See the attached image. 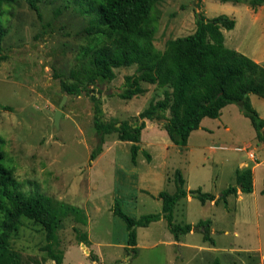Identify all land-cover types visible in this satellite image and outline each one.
<instances>
[{
  "label": "rangeland",
  "instance_id": "rangeland-1",
  "mask_svg": "<svg viewBox=\"0 0 264 264\" xmlns=\"http://www.w3.org/2000/svg\"><path fill=\"white\" fill-rule=\"evenodd\" d=\"M248 1L159 0L154 44L163 50L168 39L192 33L199 12L206 18L225 14L235 20L233 29L223 30L225 45L249 56L264 35V0L255 9ZM36 3L38 10L24 0L3 7L8 32L3 40L6 59L0 61V103L11 110L0 108V147L12 158L20 190L41 192L82 209L64 217L57 231L54 248L63 252L61 264H264V148L239 106L231 103L219 117L203 118L182 147L172 143L164 129L166 111L163 118L144 119L135 164L131 142L117 139L116 131L104 135L102 152L90 160L98 141L91 94L99 99L100 120L120 127L123 121L139 122V112L161 99L164 88L140 81L143 93L120 98L125 76L136 70L132 65L114 68L115 77L89 85L92 91L68 94L61 82H76L88 62L84 51L93 38L87 32L90 17L72 0ZM249 98L264 117V97L250 93ZM254 156L263 163L255 168L252 192H241L238 184L240 198L229 194L216 203H202L192 194L200 189L220 198L224 189L236 185L238 169L252 172ZM177 169L187 196L176 202L171 223L194 226L210 219L214 243L204 241L198 229L175 240L161 218L136 228L133 252L126 247L125 221L112 213L115 201L134 218L159 212L162 201L157 195L175 190ZM75 228L86 232L90 244L78 242ZM44 244L42 228L25 218L11 239L20 264H55Z\"/></svg>",
  "mask_w": 264,
  "mask_h": 264
},
{
  "label": "trees",
  "instance_id": "trees-1",
  "mask_svg": "<svg viewBox=\"0 0 264 264\" xmlns=\"http://www.w3.org/2000/svg\"><path fill=\"white\" fill-rule=\"evenodd\" d=\"M14 0H0V61L6 59L3 53V40L8 32L1 15L5 5ZM29 6L38 10L37 0H24ZM80 9L89 15V34H93L92 42L85 48L89 53L82 77L72 84L61 82L68 94H80L83 90L92 91L89 85L111 81L115 77L114 68L136 65L131 75L125 76L126 87L119 92V97L131 99L144 92L140 81L163 87V97L150 101L138 116L139 122L129 124L123 121L120 127L115 123H103L100 120L101 107L99 99L91 94L94 106V129L97 144L90 152V160H94L102 152L104 135L117 132V139L130 141L131 161L136 163L140 131L144 128V119H165L164 129L177 146H185L190 133L199 128L205 117L217 118L221 110L228 104L235 103L248 117L263 137L261 129L264 119L251 105L249 94L264 97V66L235 48L224 43L223 30H231L235 20L228 15L219 14L206 18L203 13L196 14V28L192 33L170 38L163 50L154 44L158 15L155 12L159 0H72ZM263 0H249L255 9ZM0 108L11 110L10 106L0 103ZM150 159L148 153L145 154ZM15 167L12 158L0 147V264H20V254L11 248V239L17 234L22 219L39 225L44 234L45 244L42 249L55 264H61L63 252L55 250L58 243L57 231L62 220L68 214H81L82 209L56 200L41 192H24L19 189L14 176ZM175 190H162L158 197L162 201L161 210L156 213L142 214L134 218L125 213L116 200L112 213L121 217L127 227V244L135 251L136 228L148 226L149 223L164 218L167 227L175 240L191 230H200L203 240L211 244V220H200L196 225H173V209L176 202L186 195L184 179L177 169L174 174ZM241 192L253 190L252 172L250 168L238 169L236 185L222 191L220 198L212 193L194 190L202 203L207 200L218 202L229 194L237 193V185ZM261 193L264 194V183ZM78 242L89 244L86 232L76 229ZM94 261L95 256L89 254ZM258 261V259H257ZM255 261V262H257Z\"/></svg>",
  "mask_w": 264,
  "mask_h": 264
},
{
  "label": "crops",
  "instance_id": "crops-1",
  "mask_svg": "<svg viewBox=\"0 0 264 264\" xmlns=\"http://www.w3.org/2000/svg\"><path fill=\"white\" fill-rule=\"evenodd\" d=\"M259 41H261V42H259ZM236 50L238 49V51L239 52H241L240 51V48L239 47H236L235 48ZM242 53V52H241ZM244 54V53H243ZM248 56V55H247ZM249 56H251V58L254 60V61H256V62H258V63H260V64H262V65H264V35H260V37H258V45L256 46V48L255 49H253L252 51H251V55H249ZM224 108V107H223ZM222 108V109H223ZM258 112V111H257ZM261 112V111H260ZM260 112H258V114H259V116L262 118L263 116L260 114ZM221 113H222V110H221ZM221 115V114H220ZM219 115V116H220ZM263 119H264V117H263ZM202 121V120H201ZM201 123V122H200ZM200 126V125H199ZM226 129H229L228 127H226ZM261 132H262V129H261ZM260 140H261V145H260V148H264V135H263V137L262 138H260ZM241 148V147H240ZM240 148H238V149H240ZM254 160H256L255 161V163H254V166L252 167V183H253V179H254V171H255V168L257 167V166H260L262 163H263V160L261 161V160H259V157H255L254 156V159H253V161ZM253 187H254V185H253ZM186 190V189H185ZM253 190H254V188H253ZM252 190V191H253ZM187 191V190H186ZM240 194H241V192L240 191H237V193H236V195L240 198ZM185 196H187V193H186V195ZM184 196V197H185ZM211 203H213L214 201H210ZM167 222V221H166ZM128 235V234H127ZM182 237V236H181ZM181 237H179V239H178V241L180 240V238ZM127 238H128V236H127ZM87 239H88V237H87ZM175 239V238H174ZM89 241V240H88ZM90 242V241H89ZM137 243H138V241H137V235H136V245H135V247H137ZM90 244V243H89ZM83 245H84V243H83ZM126 247H130L128 244H126Z\"/></svg>",
  "mask_w": 264,
  "mask_h": 264
},
{
  "label": "water",
  "instance_id": "water-1",
  "mask_svg": "<svg viewBox=\"0 0 264 264\" xmlns=\"http://www.w3.org/2000/svg\"><path fill=\"white\" fill-rule=\"evenodd\" d=\"M64 99V98H63ZM62 105V102L60 103V106ZM59 109L55 110V114H54V124L57 125L58 124V119H59ZM240 187V185H239ZM192 194L196 195V192H192Z\"/></svg>",
  "mask_w": 264,
  "mask_h": 264
}]
</instances>
